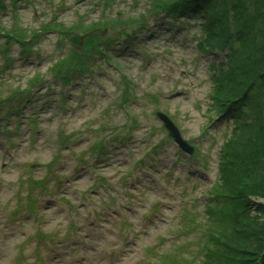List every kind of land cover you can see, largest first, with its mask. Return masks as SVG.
<instances>
[{
    "label": "rangeland",
    "instance_id": "374dc122",
    "mask_svg": "<svg viewBox=\"0 0 264 264\" xmlns=\"http://www.w3.org/2000/svg\"><path fill=\"white\" fill-rule=\"evenodd\" d=\"M7 1V13H0L4 32L15 23L33 33L43 30L46 24L57 26V22L67 24V28L77 25L89 30L112 25L119 19L123 27L106 26L107 36L101 40L112 41L109 60L114 66L106 67L104 58L99 57L98 65L106 70V75L101 76L92 68L97 75L92 84L88 80L92 74L85 71L82 85L65 87L70 100L67 109L47 105L39 111L36 125L24 118L17 124L13 119L0 122V264H246L249 253L233 254L229 245L237 243V249L253 246L248 234L255 231L259 235V231L249 228L245 232L243 228L251 220L264 226V214L256 212V206L264 205V200L250 197L254 210L248 214L251 219L247 223L242 221L233 227L222 216L225 212L235 216L242 211V207H235L237 200L228 205L214 193L219 187L215 183L220 151L233 125L221 121L210 107L214 75L211 66L221 63L223 56L199 52L198 23L189 20L182 28L167 20L155 23L148 15L152 0H30V5L18 1L15 10ZM144 16L147 18L142 19ZM145 24L149 27L145 28ZM123 32L129 33L130 41H117ZM61 40L65 41L57 33L43 34L34 46L37 54L25 55L4 76L5 86L0 85V94L33 88L29 82L36 76L53 78L52 65L68 55L62 54L68 46H62V51L57 43ZM7 43L0 37V46ZM96 47L88 43V49ZM21 53L19 44L12 43L10 56L17 58ZM80 59L85 61L86 57ZM76 69H83V65L77 64ZM122 85L134 89L125 91L121 98ZM46 88L37 83L31 93L38 97ZM134 90L138 97L153 93L158 102L150 97L148 103H133L131 109L125 110L122 107L133 102ZM42 100L40 97L34 103ZM60 103L65 106L62 97ZM14 104L11 101V106ZM6 107L1 105L2 111ZM158 111L171 117L183 138L195 153L199 152L196 158L183 154L168 139L156 118ZM129 115H138L134 120L138 121L137 127L129 126ZM134 121L131 118V126ZM71 137L74 139L69 140ZM154 145H161L157 154L153 152ZM178 157L182 163L176 161ZM29 192L35 214H43L48 220V211H54L50 209L51 194L63 203L51 221L57 224L61 214L72 216L71 222L77 228L71 231L68 247L48 252L34 240L18 252L34 231L42 228L44 234L52 235L59 229L50 222L38 227L33 220L19 231L7 228L5 216L17 209L31 211ZM94 193L96 198H91ZM211 194L216 197L213 199ZM114 198L133 209L130 215L125 214L131 225L129 230L118 233L114 240L97 235L89 246L86 239L92 233L87 232V224L83 227V220L92 212L99 210L101 214L102 207ZM90 202L94 204L91 208ZM55 241L58 243V238ZM36 245L43 262H35ZM250 256L255 258L251 253ZM257 259L259 255L249 264H256Z\"/></svg>",
    "mask_w": 264,
    "mask_h": 264
},
{
    "label": "trees",
    "instance_id": "16d2710c",
    "mask_svg": "<svg viewBox=\"0 0 264 264\" xmlns=\"http://www.w3.org/2000/svg\"><path fill=\"white\" fill-rule=\"evenodd\" d=\"M157 9L170 16L202 17L207 45L227 52V70L215 84L213 105L232 115L236 129L224 147L221 182L214 193L228 204L235 199V207H242L236 215H244L237 217L233 227L242 221L247 223L251 219L248 214L254 210L250 197L264 200V0H168ZM229 189L233 193H222ZM259 211L264 214V205L256 206ZM249 228L259 231V235L249 232L250 244L253 243L250 249H237V243L225 245L233 249V254L249 253L246 264L257 255L256 264H264V226L251 220L243 229L247 232ZM233 235L237 237L236 232ZM257 242L259 245H255Z\"/></svg>",
    "mask_w": 264,
    "mask_h": 264
},
{
    "label": "water",
    "instance_id": "95a60500",
    "mask_svg": "<svg viewBox=\"0 0 264 264\" xmlns=\"http://www.w3.org/2000/svg\"><path fill=\"white\" fill-rule=\"evenodd\" d=\"M102 34H103V31H100V32H96V33H95V35H96L97 37H100ZM70 41H71V43H72L73 45H75L76 47H80V45H81V41H80L78 38L74 37V36H71V37H70ZM162 119H163V120L165 121V123H166V128L169 129V130L171 131V136L174 137V138H175L180 144H182V141H181V139H180V137H179L178 132H177V131L175 132V130L173 129V127L171 126V124L169 123V121H167L165 118H162Z\"/></svg>",
    "mask_w": 264,
    "mask_h": 264
}]
</instances>
